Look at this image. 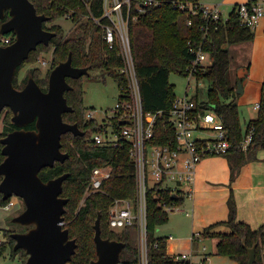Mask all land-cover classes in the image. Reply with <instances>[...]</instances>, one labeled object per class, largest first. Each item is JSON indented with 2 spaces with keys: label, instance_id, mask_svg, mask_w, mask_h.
I'll list each match as a JSON object with an SVG mask.
<instances>
[{
  "label": "trees",
  "instance_id": "16d2710c",
  "mask_svg": "<svg viewBox=\"0 0 264 264\" xmlns=\"http://www.w3.org/2000/svg\"><path fill=\"white\" fill-rule=\"evenodd\" d=\"M38 14L49 16L43 22V28L56 33L49 44L40 43L37 48L29 52L28 58L18 66L13 78L15 88L25 84L28 75H32L38 85L46 90L50 70L71 53V63L75 67H87L88 78L111 76L119 90L124 84L123 77L119 75L118 68L121 58L118 48L109 49L103 40L102 19L97 23L93 17H100L102 13V0H30ZM139 0H133V3ZM157 5L145 6L139 14L137 21L131 22L128 28L131 51L137 73L142 106L145 111H162L158 119L154 137V144H163L173 138L174 131L168 122V110L174 100V84L169 81L170 73L183 75L188 66H191L194 53L190 49L201 48L211 58V63L196 69L195 76L198 80H206L208 89L206 98L200 100L194 97L197 109L211 108L222 116L230 147L223 155L226 157L231 181L240 167L247 161L256 158V152L264 148V99L261 96V106L256 117L250 119L247 126H251L252 138L247 149L242 150L240 142L245 131L242 129L238 114V105L235 98L236 84L229 77L230 55L225 44L249 41L254 37V29L239 23L235 6L226 18L206 20L196 10L192 13L190 4L199 5V0H157ZM180 3L183 7H180ZM73 23L72 32L65 34L62 26L55 20L68 16ZM7 13L0 23L7 18ZM203 27V28H202ZM12 38H14L12 33ZM52 50L50 67L43 77H38L39 70L36 66L30 68V74L20 81L16 74L24 63H34L37 52ZM96 71V73H92ZM264 75V70H263ZM82 77V76H81ZM81 77H67V82L72 86L64 92L67 103L73 108L71 112H64L62 118L68 123H77L82 136L66 132L61 135V151L68 153L65 161H55L53 166H45L38 172L44 181L59 176L64 172L69 175L62 182L61 196L67 198L63 214V227L68 229L69 237L75 238L77 246L72 255L70 264H88L96 258L95 243L93 240V224L97 214H100L101 236L115 239L125 243L120 252L118 264H139V236L135 226H125L119 230H112L108 225V210L114 198H133L135 195V180L133 164L128 156L127 148H112L95 144L91 141L90 133L97 130L99 122L87 118L83 106V89ZM264 86V80L262 82ZM7 114L3 119L0 138L7 132L16 129L11 121L12 112L5 108ZM1 113V112H0ZM25 128H34L30 122ZM2 144L0 143V150ZM215 154L207 155L213 156ZM206 156V157H207ZM4 156L0 152V161ZM110 166V175L101 183L99 191H89L84 196L90 185V173L95 166ZM1 180V176H0ZM84 198V199H83ZM83 202L81 203V200ZM21 200V199H20ZM8 201L0 193V206ZM180 204L182 198L170 194L157 186H151L146 193V246L147 264H189L188 260L176 258L166 252V238L157 235L156 229L168 220V215L162 204ZM18 213L24 204L20 201ZM228 216L225 220L211 223L200 231L203 237L217 238L216 254L234 259L238 264L247 263V248L255 245V261L253 264H264V222L257 227L239 220L236 217V204L230 194L228 200ZM16 210V211H17ZM15 216V215H14ZM13 217V215H12ZM2 228L3 239L0 244V253L10 257L18 256L23 264L27 254L24 249H13L14 239L10 236L13 232H24L30 226L11 222ZM223 225L226 230L219 231L215 227Z\"/></svg>",
  "mask_w": 264,
  "mask_h": 264
},
{
  "label": "built area",
  "instance_id": "2783aa9c",
  "mask_svg": "<svg viewBox=\"0 0 264 264\" xmlns=\"http://www.w3.org/2000/svg\"><path fill=\"white\" fill-rule=\"evenodd\" d=\"M92 2V0H84ZM157 0H102L100 17H93L99 23L102 19L106 23L103 27V40L109 49L118 48L121 65L118 73L123 77L124 84L119 88L118 99L107 114L98 121L99 128L89 137L98 145L112 148L126 147L128 156L133 164L135 180V195L133 198H114L108 210V225L112 230H119L125 226H135L139 236V264H147L146 246V193L151 186L167 190L170 194L182 198L180 204H162V208L171 213L183 210L185 198H191L195 169L200 160L211 154H224L230 147V141L223 124L222 116L207 107L202 111L197 109L194 97L190 95V79L196 82L195 71L198 67L211 63L209 55L200 47L190 49L194 53L191 66L183 74L188 78L184 95L175 97L168 110V122L174 131L173 138L163 144H154V129L162 111H145L139 90V83L131 51L128 28L131 22L137 21L145 6L157 5ZM183 7V4H179ZM192 13L196 10L206 20H218L221 10L218 5L190 4ZM239 23L254 27L264 15V0H246L235 6ZM69 18V15L67 16ZM203 28V27H202ZM14 38L8 34H0V45H6ZM264 99V86L261 87ZM198 97V96H197ZM260 100L253 105L258 111ZM92 119V112L86 114ZM94 119V118H93ZM251 126H246L245 134L240 142L242 150L252 138ZM110 166H95L90 173L89 191H99L101 183L110 175ZM151 180V182L149 181ZM19 197L11 196L4 206L5 209L19 207ZM1 244V240H0ZM176 258L188 260L189 264H205L202 261H192L189 254H176ZM2 254L0 253V259Z\"/></svg>",
  "mask_w": 264,
  "mask_h": 264
},
{
  "label": "water",
  "instance_id": "95a60500",
  "mask_svg": "<svg viewBox=\"0 0 264 264\" xmlns=\"http://www.w3.org/2000/svg\"><path fill=\"white\" fill-rule=\"evenodd\" d=\"M5 12L8 18L0 23V34L13 33L14 39L0 45V112L9 108L17 128L0 138L4 156L0 161V193L3 199L13 195L21 198L24 208L11 222L30 226L24 232L11 233L13 249H24L27 257L23 264H70L77 243L62 226L67 198L60 195L69 173L44 181L38 172L68 158V153L61 151L62 134H85L77 123L64 121L62 114L73 110L64 96L72 88L66 78L88 75V68L73 66L69 52L50 70L46 90L32 75L23 87L15 88L13 78L18 66L38 44H49L56 33L43 28L49 16L38 14L30 0H0V19ZM237 92H242L240 82ZM30 122H34V128H25ZM93 228L96 258L88 264H118L125 243L101 236L99 213ZM255 247L246 249V264L254 263Z\"/></svg>",
  "mask_w": 264,
  "mask_h": 264
},
{
  "label": "crops",
  "instance_id": "0c3cea01",
  "mask_svg": "<svg viewBox=\"0 0 264 264\" xmlns=\"http://www.w3.org/2000/svg\"><path fill=\"white\" fill-rule=\"evenodd\" d=\"M244 1L246 0H226L231 4L230 10L236 3ZM263 32L264 15L254 27L253 41ZM251 83V80L242 81V93L250 88ZM261 87L262 82L258 85L256 97H253L254 104L261 99ZM192 188V197L185 198L183 210H177L174 223L170 222V226L160 225L156 229L157 235L166 238L167 254L173 256L186 253L192 261H205V264H238L234 259L216 254L217 238L203 237L200 231L211 223L227 218V200L230 194L235 200L237 219L252 227L264 222V148L256 152L255 159L240 167L232 181L230 168L223 154L203 157L196 166ZM17 209L16 207L15 211ZM12 215L13 213L8 218ZM7 226L6 222L2 228ZM215 229L224 231L226 227L219 225Z\"/></svg>",
  "mask_w": 264,
  "mask_h": 264
},
{
  "label": "rangeland",
  "instance_id": "374dc122",
  "mask_svg": "<svg viewBox=\"0 0 264 264\" xmlns=\"http://www.w3.org/2000/svg\"><path fill=\"white\" fill-rule=\"evenodd\" d=\"M200 3L204 5H218L221 10V16L226 18L230 12L231 4L226 2V0H199ZM59 23L65 34H70L72 32L73 23L66 16H62L55 20ZM225 48L229 51L230 55V67H229V77L231 81L236 84L235 89V100L238 105V114L240 124L242 129L245 130L250 119L256 117L257 111L253 109L254 100L253 97L258 93V85L264 80L263 70H264V32L260 36H257L254 41L253 39L249 41L225 44ZM37 60L34 63H24L16 74L17 80L20 81L24 76L30 74V68L36 66L39 70L38 77H43L46 70L50 67L52 59V50L37 52ZM96 73V71L92 72ZM186 77L176 73H170L169 81L174 84V92L176 97H181L184 95V89L187 83ZM251 80V86L245 91V93L237 92V83L242 81L246 82ZM81 86L83 89V106L85 107V115L92 112V118L100 121L104 116V111L107 114L110 113V109L113 108L118 99V88L114 79L106 75L102 77L88 78V76L83 75L81 77ZM242 88V85H241ZM208 89V82L206 80H200L196 82L194 79H190V91L189 94L197 93L200 100L206 98V92ZM7 110L4 108L0 113V128L2 130L3 119ZM92 133H90L91 136ZM151 182V180H149ZM88 193L85 192L84 196ZM19 199V206L20 201ZM84 199V198H83ZM81 200V203L83 202ZM4 209L0 207V240L3 239V234L1 231L2 227H5L6 222L8 224V217L11 213L13 216L17 214L18 210L15 208ZM178 212L169 213L168 223L162 224L165 226H170V222L175 221V217ZM205 263V261H203ZM0 264H20L18 256L10 257L7 252L2 255L0 259ZM216 264H221L217 262Z\"/></svg>",
  "mask_w": 264,
  "mask_h": 264
},
{
  "label": "flooded vegetation",
  "instance_id": "af4514ba",
  "mask_svg": "<svg viewBox=\"0 0 264 264\" xmlns=\"http://www.w3.org/2000/svg\"><path fill=\"white\" fill-rule=\"evenodd\" d=\"M6 13H7V12H6ZM7 16H8V15H7ZM7 18H8V17H7ZM7 18H6V19H7ZM6 19H5V20H6ZM8 35H10V36H11V35H12V33H8Z\"/></svg>",
  "mask_w": 264,
  "mask_h": 264
}]
</instances>
